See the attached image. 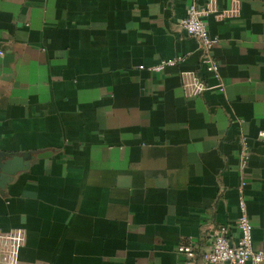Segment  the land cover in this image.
Segmentation results:
<instances>
[{
  "label": "crops",
  "instance_id": "1",
  "mask_svg": "<svg viewBox=\"0 0 264 264\" xmlns=\"http://www.w3.org/2000/svg\"><path fill=\"white\" fill-rule=\"evenodd\" d=\"M189 1L0 0V228L25 230L21 260L184 264L179 243L237 236L242 179L264 250V0H199L219 78Z\"/></svg>",
  "mask_w": 264,
  "mask_h": 264
},
{
  "label": "built area",
  "instance_id": "2",
  "mask_svg": "<svg viewBox=\"0 0 264 264\" xmlns=\"http://www.w3.org/2000/svg\"><path fill=\"white\" fill-rule=\"evenodd\" d=\"M206 13L207 10L199 4V0H190L185 15L179 20V25L188 36L197 40L201 51L200 61L204 70L219 78V62L214 54V47L218 42V38L211 35L206 26L204 21ZM178 60L179 58L163 59L157 64L146 68L152 72L162 71L167 66L176 64ZM140 68L144 67L140 66ZM191 86L194 94L213 88L198 76H193ZM216 87L222 90L223 84L218 83ZM258 136L264 137V132H259ZM247 155L246 150L241 154L242 168L246 164ZM245 185L246 181L242 179L238 187L237 236L233 238L229 234L228 227L220 225L211 228L209 242L205 247H200L198 243L191 239L179 243L176 246V251L183 255L184 264H264V250L255 248L253 245V226L248 215ZM25 240L26 233L23 228L8 230L0 228L1 264H37L19 258V252Z\"/></svg>",
  "mask_w": 264,
  "mask_h": 264
},
{
  "label": "water",
  "instance_id": "3",
  "mask_svg": "<svg viewBox=\"0 0 264 264\" xmlns=\"http://www.w3.org/2000/svg\"><path fill=\"white\" fill-rule=\"evenodd\" d=\"M13 160H15V158ZM12 162H8L7 165L3 169V171H5L9 175H13V172L11 170H9L10 168H6V167H8L10 164H12Z\"/></svg>",
  "mask_w": 264,
  "mask_h": 264
}]
</instances>
